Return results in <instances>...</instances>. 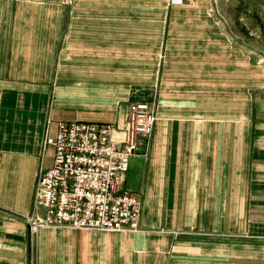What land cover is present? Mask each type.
Wrapping results in <instances>:
<instances>
[{
  "label": "crops",
  "instance_id": "crops-1",
  "mask_svg": "<svg viewBox=\"0 0 264 264\" xmlns=\"http://www.w3.org/2000/svg\"><path fill=\"white\" fill-rule=\"evenodd\" d=\"M228 0H0V264H264V68ZM154 103L125 176L137 226L25 217L60 122Z\"/></svg>",
  "mask_w": 264,
  "mask_h": 264
},
{
  "label": "built area",
  "instance_id": "built-area-1",
  "mask_svg": "<svg viewBox=\"0 0 264 264\" xmlns=\"http://www.w3.org/2000/svg\"><path fill=\"white\" fill-rule=\"evenodd\" d=\"M155 109L154 103L131 104L121 141L114 139V124L58 123L56 135L45 140L54 149L53 166L37 183L35 207L45 215L25 217L32 235L47 228L118 232L137 226L142 202L126 189L125 176L140 138L152 135Z\"/></svg>",
  "mask_w": 264,
  "mask_h": 264
},
{
  "label": "water",
  "instance_id": "water-1",
  "mask_svg": "<svg viewBox=\"0 0 264 264\" xmlns=\"http://www.w3.org/2000/svg\"><path fill=\"white\" fill-rule=\"evenodd\" d=\"M239 1L240 0H236V1L233 0L232 3L234 5L231 6L232 8L229 7V12L231 14V18L233 19V23L235 27H238L239 29L243 30L247 34L249 39H252L254 42L260 44L261 47L263 48L264 44L261 41V39L264 38V24L258 19V17L251 18L247 16L248 14H253L252 13L253 9L262 7L263 0H258V1L253 0L251 2V7H250L251 11L246 13L237 12L236 9L237 7H235V4H237V2ZM252 24H256L257 26L255 27V29L258 28V30H254L253 28H250V25Z\"/></svg>",
  "mask_w": 264,
  "mask_h": 264
},
{
  "label": "rangeland",
  "instance_id": "rangeland-1",
  "mask_svg": "<svg viewBox=\"0 0 264 264\" xmlns=\"http://www.w3.org/2000/svg\"><path fill=\"white\" fill-rule=\"evenodd\" d=\"M263 6H264V0L262 1V7L253 9V12H252L253 14H248L247 16L251 18L258 17V19L264 24V7ZM256 26H257L256 24H252L250 25V28H253L254 30H258V28L255 29ZM249 41H251L252 43H256L252 39H249ZM261 41L264 44V38H262ZM262 50L263 51H261V53L258 55L259 57H261V61H262L263 68H264V46Z\"/></svg>",
  "mask_w": 264,
  "mask_h": 264
},
{
  "label": "flooded vegetation",
  "instance_id": "flooded-vegetation-1",
  "mask_svg": "<svg viewBox=\"0 0 264 264\" xmlns=\"http://www.w3.org/2000/svg\"><path fill=\"white\" fill-rule=\"evenodd\" d=\"M232 1L233 0H228V10H229V7L232 8L231 6L234 5L232 3ZM234 1H236V0H234ZM252 1L253 0H240L239 2H237V4H235V7H237L236 8L237 12L238 13H246V12L251 11L250 7H251V2Z\"/></svg>",
  "mask_w": 264,
  "mask_h": 264
}]
</instances>
